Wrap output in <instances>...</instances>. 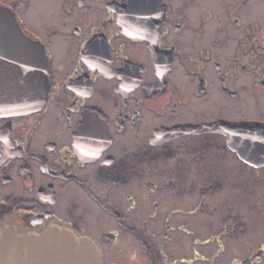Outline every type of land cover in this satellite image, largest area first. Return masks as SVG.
<instances>
[{"label":"flooded vegetation","instance_id":"af4514ba","mask_svg":"<svg viewBox=\"0 0 264 264\" xmlns=\"http://www.w3.org/2000/svg\"><path fill=\"white\" fill-rule=\"evenodd\" d=\"M0 5L51 76L0 154V224L89 232L103 264H264L244 221L169 236L207 195L245 189L264 213V0Z\"/></svg>","mask_w":264,"mask_h":264},{"label":"water","instance_id":"95a60500","mask_svg":"<svg viewBox=\"0 0 264 264\" xmlns=\"http://www.w3.org/2000/svg\"><path fill=\"white\" fill-rule=\"evenodd\" d=\"M50 85L45 48L0 5V154L13 125L44 106ZM0 264H103V249L91 233L59 221L30 229L0 224Z\"/></svg>","mask_w":264,"mask_h":264},{"label":"rangeland","instance_id":"374dc122","mask_svg":"<svg viewBox=\"0 0 264 264\" xmlns=\"http://www.w3.org/2000/svg\"><path fill=\"white\" fill-rule=\"evenodd\" d=\"M243 189V188H242ZM236 191L235 193L228 194L219 193L215 195H207L204 197V205L201 208L198 206V214H193L194 210H189L185 214L176 213L173 218L172 227L169 236L170 237H179V236H190L192 231L196 228L194 222L197 218H202L207 224L218 225L219 222L233 221L237 220L240 223L243 221L245 225V230H250V235L256 236L261 233L264 227H261V221L264 225V213L258 209H254L249 201L250 195L245 189ZM255 199V196L253 197ZM196 199L191 200V205L196 204ZM211 215L212 217H210ZM161 224L163 226L165 222V215H160ZM199 219V220H202ZM209 220V221H207ZM219 221V222H218ZM161 226V227H162ZM220 226V225H219ZM157 227L155 228V230ZM161 229V228H160ZM200 233H204L201 228H198ZM206 230V228H205ZM207 231V230H206ZM189 234H188V233ZM151 235H157L156 232H150ZM198 235L197 232L194 233ZM180 245L177 244L174 247V252L181 253Z\"/></svg>","mask_w":264,"mask_h":264}]
</instances>
